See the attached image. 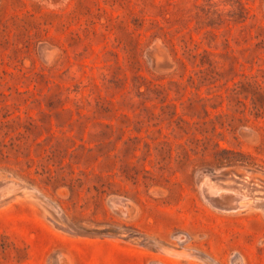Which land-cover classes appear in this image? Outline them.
I'll return each mask as SVG.
<instances>
[{"label": "rangeland", "instance_id": "rangeland-1", "mask_svg": "<svg viewBox=\"0 0 264 264\" xmlns=\"http://www.w3.org/2000/svg\"><path fill=\"white\" fill-rule=\"evenodd\" d=\"M206 262L264 264V0H0V264Z\"/></svg>", "mask_w": 264, "mask_h": 264}, {"label": "bare ground", "instance_id": "bare-ground-1", "mask_svg": "<svg viewBox=\"0 0 264 264\" xmlns=\"http://www.w3.org/2000/svg\"><path fill=\"white\" fill-rule=\"evenodd\" d=\"M7 177V176H6ZM11 179V178H10ZM11 183V182H10ZM13 184V183H12ZM206 185H205V193H206V196H207V198H208V200L209 201H211V203H213L215 206H216V208H217V206H219V207H221L223 210H224V208H230L229 207V205H226L227 204V201L226 200H222V199H220L219 197H218V195H219V193L221 192V190H223V188H221L220 186H218V185H215V184H213L212 185V183H210V182H206L205 183ZM8 189V188H7ZM13 189V188H12ZM9 190H11L10 188L8 189V191ZM202 190V189H201ZM224 191V190H223ZM31 192V191H30ZM14 193H15V191H14ZM202 193L204 194V192L202 191ZM25 194V193H24ZM205 195V194H204ZM206 196H204V198L206 197ZM10 197H13V196H10ZM17 197V196H16ZM15 197V198H16ZM207 198H205V199H207ZM114 200H116V199H114ZM119 200V199H118ZM207 200V201H208ZM243 200V199H242ZM242 200L241 201H237V203H236V205H234V206H232V208H243V207H245V206H247V203L246 202H242ZM120 201V200H119ZM262 201V200H261ZM210 203V202H209ZM208 203V204H209ZM228 203H230V202H228ZM123 204V203H122ZM118 205V204H117ZM258 205V206H257ZM257 207H262V206H259V204L257 203ZM215 208V209H216ZM220 208V209H221ZM219 209V208H218ZM60 210V209H59ZM119 210H120V208H119ZM231 210V209H230ZM122 211H123V209H122ZM233 211V210H232ZM121 212V211H120ZM127 212V211H126ZM224 212V211H223ZM119 214V213H118ZM121 214V213H120ZM60 215V214H59ZM63 221V220H62ZM66 223V222H65ZM73 224V223H72ZM75 225V224H74ZM68 226V225H67ZM81 230V229H80ZM76 231V230H75ZM83 230H81V232H82ZM125 231V230H124ZM77 232V231H76ZM74 234H75V232H73ZM78 233V232H77ZM76 233V234H77ZM105 236V235H104ZM117 237V236H116ZM164 248V247H163ZM163 248L161 247V249H162V251H163ZM185 249V248H184ZM172 250V249H171ZM180 250V249H179ZM182 250V249H181ZM182 251H184V250H182ZM189 251V250H188ZM165 252V251H164ZM167 252V251H166ZM55 253V252H54ZM60 254V253H59ZM63 254H65V253H63ZM63 254H62V256H63ZM202 254V253H201ZM54 255V254H53ZM184 255V254H183ZM56 256V255H55ZM54 256V257H55ZM59 256V255H58ZM65 256V255H64ZM190 256V255H189ZM192 256V255H191ZM194 256V255H193ZM196 256H198V255H196ZM203 256V255H202ZM53 257V256H52ZM195 257V256H194ZM51 258V257H50ZM49 258V259H50ZM58 258V257H57ZM54 259V258H53ZM59 259V258H58ZM64 259V258H63ZM200 259V258H199ZM237 261V260H236ZM235 261V262H236ZM240 261V260H239ZM50 262H51V259H50ZM49 262V263H50ZM53 262V261H52ZM64 262V261H63ZM66 262V261H65ZM240 262H242V261H240ZM56 263V262H55ZM70 263V262H69ZM207 263V262H206ZM207 264H209V262L207 263Z\"/></svg>", "mask_w": 264, "mask_h": 264}, {"label": "water", "instance_id": "water-1", "mask_svg": "<svg viewBox=\"0 0 264 264\" xmlns=\"http://www.w3.org/2000/svg\"><path fill=\"white\" fill-rule=\"evenodd\" d=\"M218 197L220 199H222L223 201L226 200L227 201V205H229V207H232L234 205H236L237 201H240L243 199V195L241 193H232V194H224V195H218ZM228 201L230 203H228ZM233 203V204H232ZM256 203H260V201H257Z\"/></svg>", "mask_w": 264, "mask_h": 264}]
</instances>
